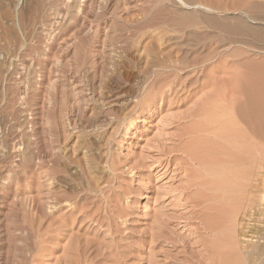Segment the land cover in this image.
<instances>
[{
    "label": "rangeland",
    "instance_id": "rangeland-1",
    "mask_svg": "<svg viewBox=\"0 0 264 264\" xmlns=\"http://www.w3.org/2000/svg\"><path fill=\"white\" fill-rule=\"evenodd\" d=\"M242 75L264 93V0H0V264L255 251L264 184L253 207L202 214L184 153L196 110Z\"/></svg>",
    "mask_w": 264,
    "mask_h": 264
},
{
    "label": "bare ground",
    "instance_id": "bare-ground-1",
    "mask_svg": "<svg viewBox=\"0 0 264 264\" xmlns=\"http://www.w3.org/2000/svg\"><path fill=\"white\" fill-rule=\"evenodd\" d=\"M184 5H187V3L185 2ZM199 6L201 7V5H199ZM207 8H209V9H207ZM205 9H207L208 12L213 10V8L211 9V7L209 5ZM214 10H216V9L214 8ZM219 11H220V9H219ZM196 12H197V10H196ZM193 13H195V11ZM188 15L189 14H187V16ZM197 16H199V15H197ZM204 16L205 15L203 14V16H202L203 19H205ZM200 17H201V15H200ZM202 17H201V19H202ZM191 32H193V31H191ZM190 34H192V33H189V35ZM192 36H194V35H192ZM209 41H212V40L210 39ZM204 45H205L204 47H206L207 44H204ZM211 46H213V45L211 44ZM208 48H210V47H208ZM187 49H190V48H187ZM194 51H196V50H194ZM194 54H195V52H194ZM208 54H210V53H208ZM212 58L207 56L204 59H202V61H201V57H199L198 59H200L201 62H197L198 59L193 60L194 62L196 61L197 63H195L191 67L188 66V67L192 68V70L189 68L191 70V73H197L198 74V72L200 71V67H202V69L203 68L206 69V67L208 66L207 63H209L210 60H212ZM219 60L220 59H218V61ZM220 61H222V60H220ZM173 64H174V62H173ZM190 64H193V63H189V65ZM198 64H202L203 66L202 65L198 66ZM164 65H166V64H164ZM169 65H171V64H169ZM182 65H183V63H182ZM209 65H211V64H209ZM169 67H171V66H169ZM175 67H177L176 70L178 71L179 66L176 65ZM175 67L173 68L174 70H175ZM186 67L187 66L183 67L182 69H184ZM168 69H170L171 71L170 72L165 71L163 73L164 74L163 76L166 75L165 79H167L168 76L173 74V73H171V72H173L172 69L171 68H168ZM182 69L180 67V70H182ZM189 73H190V71H189ZM240 74H242V73H240ZM187 75H188V73H187ZM243 75L239 76V79L235 80L233 83H230V84H233V87H231V88L229 87V89L224 90V91H221L222 89L220 91H218L219 90V88H218V90H216L217 91L216 93H214L212 96L210 95L204 101L201 108L199 110L198 109L196 110V111H198V112H195V113H197L195 115L197 121L187 130L188 131L187 136L191 137V139L189 138L191 141L190 142L188 141L187 144L185 145L184 153L189 158L188 159L189 163L187 166H189L190 170H191L189 173L190 174L189 177H191L190 178L191 179V185L190 186L194 187V188L197 187L199 189V191H195V192H197L196 193V199H198L196 202L198 203V205L200 207L202 206V208H201L202 210L198 206V208L201 210L200 212L202 214H207V213H211V212L215 213V212H219V211L225 212L224 208L226 210L227 207H231L232 209L234 208L235 210H236L235 207H239V206H240V209L241 208L246 209L249 206L253 207V204L255 205V203H254L255 197L257 196V194H259V192L261 191V187L264 184V93L262 90L260 91V90L255 89L256 90L255 91L254 89H252V87L250 86L251 82L249 81V79L251 77L248 78V80L246 79V77L250 76V75H247L246 77ZM163 76H160V77L163 78ZM173 78H172V80H173ZM209 78H210V76L207 78L208 82L206 81L208 84H211V82H213L214 80H215L214 81L215 83L218 82V81H216L217 79L214 77H211L210 81H209ZM212 78H214V79L211 80ZM214 82L212 83V85L215 84ZM174 84H175V81H174ZM254 84L252 83L253 86H254ZM179 85H181V84H179ZM205 85H207V84L205 83ZM219 85H220V83H219ZM221 85H223V84H221ZM224 85H226V84H224ZM227 85H226V87H227ZM257 86H260V85L258 84ZM180 87H182V86H180ZM222 87H224V86H222ZM253 88H255V87H253ZM256 88H258V87H256ZM181 89L185 90L184 87H182ZM154 94H155V91H154ZM260 202H261V204L264 203V196H263L262 200L260 199ZM197 203H196V206H197ZM207 203H214L215 206L209 207ZM218 208L220 210H216ZM230 211L232 212V210H230ZM230 211H228V212H230ZM226 213L227 212H225V214ZM198 214H199V212H198ZM216 215H218V214H215L214 216H216ZM223 216H221V217H223ZM218 217L216 216V218H218ZM244 217L246 219V215ZM226 218H227V216H226ZM247 218L250 221H253V215H251L250 217H247ZM223 219H224V217H223ZM215 220L216 219H214L212 221L214 222ZM237 220H238V218H237ZM219 221L220 220H218L217 222H219ZM234 221L236 223V219ZM204 222H207V218H206V221H204ZM204 222L202 221V223H204ZM215 223L213 224V223L207 222V224L204 226V228H202L203 230H206L208 237H210L211 234L213 237L215 236V234L213 235V232H215V231H212V230H215V229H217L216 231L219 230V228H218L219 226L217 227V225H215ZM220 224H222V223L219 222L218 225H220ZM214 225L217 228L214 229ZM201 227H203V226H201ZM222 227L225 228L224 225ZM207 235L204 234L203 236H207ZM216 237L217 236H215V238ZM217 240L219 243H221V241H219V238H217ZM205 241H207L208 244H210L209 242H211V240L209 241V239H207V238L205 239ZM258 241H261V242H259V243L257 242L256 250L252 251V252L251 251H247V252L244 251L242 249L243 248L242 247L243 242H241L237 238H235V243H233L231 245L228 244V247H233V249L234 248L236 249L235 254H233L234 250L232 252V256L234 258V264H264V243L262 242L261 239ZM202 243H203V241H202ZM219 243H218V245H219ZM206 244L204 243L203 247L206 246L205 250H206V252H207L206 254H208L209 258L206 256L205 261L207 262V260L209 259V262L202 263L203 261H201V263L202 264H216L217 262L216 263L214 262V258L212 261V257H214L213 255H215L217 248L214 249L212 247H207L210 245H208V244L206 245ZM221 245H222V243H221ZM228 247H226V248H228ZM205 250H204V253H205ZM221 251H222V249H221ZM220 253H222V252H220ZM226 254L227 253H225L224 255L226 256ZM229 255L231 256V254H228V257H229ZM216 257H217V255H216ZM219 257H221V256H219ZM219 257H217V258H219ZM220 259L222 260V257ZM220 259H219L218 264L221 263ZM227 260L223 261L222 264H227L228 263ZM232 263L233 262L231 261V264Z\"/></svg>",
    "mask_w": 264,
    "mask_h": 264
}]
</instances>
